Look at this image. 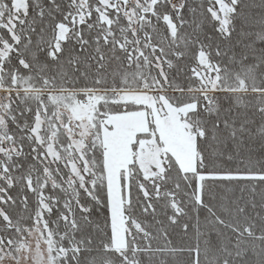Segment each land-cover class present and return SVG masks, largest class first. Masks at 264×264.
Masks as SVG:
<instances>
[{
	"label": "snow or ice",
	"instance_id": "6c2138e0",
	"mask_svg": "<svg viewBox=\"0 0 264 264\" xmlns=\"http://www.w3.org/2000/svg\"><path fill=\"white\" fill-rule=\"evenodd\" d=\"M0 264H264V0H0Z\"/></svg>",
	"mask_w": 264,
	"mask_h": 264
}]
</instances>
